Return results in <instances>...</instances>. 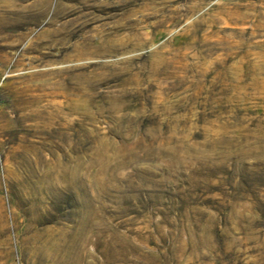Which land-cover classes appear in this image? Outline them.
<instances>
[{"label": "rangeland", "instance_id": "rangeland-1", "mask_svg": "<svg viewBox=\"0 0 264 264\" xmlns=\"http://www.w3.org/2000/svg\"><path fill=\"white\" fill-rule=\"evenodd\" d=\"M0 264H264V0H0Z\"/></svg>", "mask_w": 264, "mask_h": 264}]
</instances>
